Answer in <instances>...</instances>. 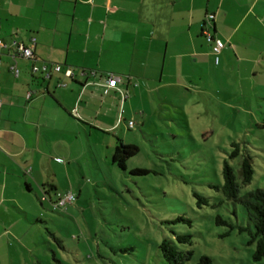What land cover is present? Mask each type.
I'll list each match as a JSON object with an SVG mask.
<instances>
[{
	"label": "crops",
	"instance_id": "1",
	"mask_svg": "<svg viewBox=\"0 0 264 264\" xmlns=\"http://www.w3.org/2000/svg\"><path fill=\"white\" fill-rule=\"evenodd\" d=\"M207 13L215 15L209 31L224 42L219 54L202 34ZM30 38L31 58L0 47V264L39 261L30 241L39 218L28 208L46 199V160L70 155L79 128L87 139L94 129L116 133L126 102L143 108L152 96L191 88L218 95L224 80L257 73L264 0H0V39ZM43 63L76 76L32 71ZM109 75L117 86L103 94Z\"/></svg>",
	"mask_w": 264,
	"mask_h": 264
},
{
	"label": "rangeland",
	"instance_id": "2",
	"mask_svg": "<svg viewBox=\"0 0 264 264\" xmlns=\"http://www.w3.org/2000/svg\"><path fill=\"white\" fill-rule=\"evenodd\" d=\"M262 64L257 73L224 80L218 95L191 88L168 100L152 96L143 108L126 102L121 109L126 120L116 133L94 129L87 139L79 128L70 155L61 153L56 163L46 160L44 191L40 188L46 199L28 208L39 218L30 240L37 261L174 264L160 248L167 239L191 251L185 264H195L201 255L212 264H264L253 258L255 243H248V232L215 221L220 216L247 225L242 205L223 193L224 161L239 182L241 159H252V179L240 184V195L264 188ZM117 139L138 147L124 168L111 160ZM68 190L77 196L74 203L53 208L56 193ZM177 235L188 238L179 241Z\"/></svg>",
	"mask_w": 264,
	"mask_h": 264
},
{
	"label": "trees",
	"instance_id": "3",
	"mask_svg": "<svg viewBox=\"0 0 264 264\" xmlns=\"http://www.w3.org/2000/svg\"><path fill=\"white\" fill-rule=\"evenodd\" d=\"M236 143H234L235 145ZM138 152V147L134 144L124 143L117 139V143L112 153V162L117 166L124 168L125 160ZM238 149L233 150V154ZM136 171L144 173L145 170L136 169ZM222 174L224 183L222 186L223 193L228 199L238 202L243 208V217L247 221V225L236 223H228L220 216L215 218L217 223L229 226V229L237 227L238 231H246L249 235L248 243H255L253 258L255 260L264 259V188H255L244 194H239L240 184H248L253 175L252 159L249 155H244L239 164L240 181L237 182L232 166L224 161ZM187 235H177L179 241L187 240ZM160 248L164 258L174 264H185L190 258L191 251H182L171 240H163ZM35 264H41L36 262ZM195 264H212V260L207 255H201Z\"/></svg>",
	"mask_w": 264,
	"mask_h": 264
},
{
	"label": "built area",
	"instance_id": "4",
	"mask_svg": "<svg viewBox=\"0 0 264 264\" xmlns=\"http://www.w3.org/2000/svg\"><path fill=\"white\" fill-rule=\"evenodd\" d=\"M215 19L214 13H207L205 15V19L202 24V34L208 41H212V51L214 54H219L221 49L224 47V42L217 37H214L212 33L209 31V26H212L213 21ZM35 45V39L30 38V40L24 44L22 42H17L15 40L11 42H6L5 40L0 39V47H10L13 49L14 55H19L24 58H31L33 56V48ZM10 72L17 77L19 75V69L15 63L9 66ZM41 70L44 73L45 77H49L52 71L61 72L66 77H75L76 73L73 68L70 66H62L61 64H51L50 66L46 63H43L41 66L33 65L32 71L36 72ZM90 75H95L96 72L94 70L89 71ZM85 70H80L79 75H85ZM61 85V84H60ZM117 86V78L114 75H109L106 78L105 84L102 86V93L109 94L114 88ZM128 94H124V98H126ZM2 104V100L0 98V106ZM133 122L128 121V126L132 127ZM76 194L72 191L68 190L65 192H57L56 199L52 202L53 208L65 207L68 204L74 203L76 200ZM46 198V196H42V200Z\"/></svg>",
	"mask_w": 264,
	"mask_h": 264
}]
</instances>
